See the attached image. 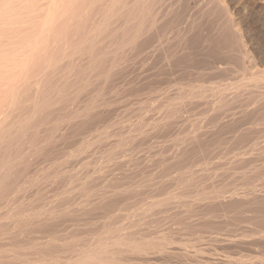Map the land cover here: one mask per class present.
Returning a JSON list of instances; mask_svg holds the SVG:
<instances>
[{"label":"bare ground","instance_id":"6f19581e","mask_svg":"<svg viewBox=\"0 0 264 264\" xmlns=\"http://www.w3.org/2000/svg\"><path fill=\"white\" fill-rule=\"evenodd\" d=\"M8 3L15 6L9 8ZM175 3L176 0H0V264H69L72 259H76L78 264H255L256 261L264 264L262 256L260 260L256 259L259 258L257 256L260 252L255 254L256 256L251 255L253 250L256 252L258 249L256 244L264 245L262 230L264 228L256 230L255 233L254 231L241 233L239 231L241 227L235 229L233 225L234 229L231 227L227 229L229 226L227 224L223 231L225 229L229 231L224 232V235L231 230L239 231L240 234L234 232L235 235L230 233L231 235L222 236V233L220 235L209 233L208 243L200 242V236L204 237L200 234V228L211 226L213 223L212 217L208 216L211 212L207 211L211 207L232 211L231 216L233 219L236 217L234 223L245 221H240L241 218L237 219L236 215L241 213L244 207H249V213L254 214V216L249 214V220L253 218L251 219L253 221L257 216L260 221L255 222L260 227L262 225L264 148L258 144L264 142L262 140L264 133L259 134L260 131H264V71L256 69L257 73L240 77L236 73L242 72L241 68L237 72L234 69L233 74L232 68H227L226 71H232L230 78L234 75L236 80L229 81L230 78H226L228 79L226 82L221 81L212 85H203L205 82H198L200 83H197L198 85L191 83L189 84L191 87L185 84L188 89L174 90L175 96L169 93L171 97L169 98L168 93H164L166 97L161 95L163 97L158 98L160 101L163 99L160 103L162 106L160 115L155 113L160 108L155 107L154 112L153 102L152 104L147 102L153 100L151 95L145 100L137 97L135 100L131 94L136 101H133L136 103L135 114L122 118L117 114L119 119L108 120L109 116L117 111L113 108L116 101L119 105L122 103L127 107L132 103L129 94L127 96L130 98L122 97L120 90L122 87L120 82L124 80L128 66L126 61L133 56H135L133 58L141 56L143 59L151 56L155 48L151 45L154 38H159L155 44L157 47L159 45L161 47L163 42L167 43L165 33L171 30L175 21L172 19L167 21L165 16L179 19L180 4L175 6ZM216 3L218 11L222 12L223 7L218 1ZM199 7L202 10L204 8ZM206 9L210 11V8ZM196 13H199V10ZM193 14L195 16V13ZM223 15L224 17L221 13L220 18L223 17L225 22L230 21L227 15ZM197 17L199 19L200 15ZM220 18L218 19L223 20ZM198 26L200 25L197 23L195 27ZM212 32L215 36L214 30ZM222 33L218 37L223 36ZM233 33L231 38L234 36ZM229 35L230 33L226 34L227 37ZM224 36L220 39L227 40ZM185 37L186 34L181 40H185ZM232 40L237 46L239 38L235 41L234 37ZM238 44L242 45V41L240 43L238 41ZM167 45L169 43L165 44ZM219 45L221 44L218 43ZM233 49L231 50L233 58L239 63L242 62L239 65L235 64L242 67L244 58L241 55H244V52L240 54L236 51L237 55H234ZM161 51L164 54V51ZM231 52L226 50L228 54ZM168 57L166 56L167 59L170 58ZM220 58L222 60L221 56ZM229 60L230 58L226 59V62ZM176 61L178 59H175ZM132 62L135 60L132 59ZM181 63V60L179 64L177 62V67L183 66ZM199 64L201 67L202 63ZM222 66L220 67L223 69ZM200 72L203 74V71ZM181 86L184 87L182 83ZM165 89L168 92V89ZM159 93L156 95L162 94ZM240 99L252 102L253 106L250 107L251 103L250 105L247 103L250 108L242 107L240 116L234 117L237 113H233L235 112L233 103ZM186 103L205 106L202 109L210 104L211 107L207 108L208 114L206 112L204 114L207 115L209 122L213 123V128L203 129L202 123L206 115L198 116L203 118L201 122L199 120L197 122L196 118L195 121L193 118L189 119L195 122L191 124L188 117L187 120L184 119L185 123L188 121L187 124H190V127L186 125L190 129L178 124L182 126L180 128L184 134L181 135L179 129L175 130L174 135L176 131L179 132V138L173 141L171 148L167 146V140V144L162 147L156 146H159L160 150L165 149L164 151L170 148L168 154L161 151L160 154L163 155L155 160L160 165L158 171L161 170L160 173L165 171L166 175L163 173V176L168 175V179H163L161 175L165 180L162 181L157 173L155 180L159 181L152 182L154 179L151 180L150 170L153 168L155 172V161L154 165L152 162L153 167L148 166L151 165L152 157L156 155L153 153L151 157L153 152L151 142L155 143L151 140V133L163 134L160 128L169 131L182 110L186 112V108H183ZM232 106L234 111L230 112ZM153 113L157 118L151 120ZM222 115L223 118H227L225 121L220 119ZM249 116L252 117L251 122L249 121L245 127L244 124H240L242 128L238 131L239 123L246 122ZM256 116L259 120L257 125L255 124L257 121L254 122ZM196 122L201 123L202 129L206 130L203 132L198 124L192 125ZM114 125H119L117 131L111 130L110 127ZM163 127L168 129L165 130ZM183 128L186 132H183ZM236 130L238 131L236 135L231 133ZM226 132L233 135L236 144L242 143V146H246L241 148L238 146L239 151L237 148H234L236 149L234 151L232 149L234 144L231 146L229 143L232 142L227 141L228 147H225L227 151L232 149L230 152L233 154L226 157V153L224 155L223 151L219 150L222 156L226 157L222 158L223 162L219 161L220 164L214 157L216 165H220L218 169L223 168L220 169L222 171L220 173L218 169L216 171L209 167L208 162L212 160L210 158L208 161V157L216 146L211 147L210 143L214 141L225 143ZM112 135H117V138L113 139ZM202 135H209L210 139L207 136V141H204ZM231 135L226 136L231 139ZM254 135L259 136L258 140L261 141L255 139L247 144L248 140L256 137ZM110 136L112 140L108 139ZM141 154L146 155L147 159L151 157L149 162L147 159H140L144 160L145 164L148 163L147 167L141 168L147 171L138 168L141 164L138 156ZM195 157L205 158L203 164L195 165L196 163H193ZM136 164L139 165L136 167ZM133 165L137 169L130 167ZM186 165L189 167H185ZM190 166L199 168L195 170ZM173 169H176V174H170ZM210 173L216 174L215 180H225L227 176L236 182L241 179L242 184L238 183L241 185H238L239 189H232L233 187H229L230 180L227 181L226 178L227 182L225 181V184L222 182L219 186L222 180L216 182ZM154 176L156 172L153 178ZM236 176L240 179H236ZM174 180L177 181L174 189L170 187L165 192L166 184ZM207 184H210L209 188ZM189 186L194 188L191 189ZM157 190H162L163 193L160 196L157 194L158 198L151 200V192L154 197L153 191L160 192ZM251 205L255 210L252 211ZM244 212L247 215L248 210ZM194 214L195 218L197 216L196 220L191 219ZM164 216L171 218V222L169 221L172 224L171 228L178 225L181 229L191 228L199 232L189 230L187 231L190 233L189 236L194 235L190 236L193 240L182 239L185 242L182 240L178 242L168 231L169 222L162 223ZM224 216L223 214V218ZM234 223L231 220V224ZM246 226V230L247 227L249 229V226ZM178 227L174 228L175 232L179 230ZM205 229L207 232L208 229ZM193 232L196 235L198 233L199 237ZM245 233H253V236L248 239L246 236L243 237ZM183 236L181 237L184 238ZM254 244L255 249L246 252L251 253V257L247 255L246 258L239 257L244 248L238 247L246 245V250H249L248 247L251 248ZM207 246L211 248L208 249ZM225 247L238 248L240 253H234L238 254L237 256H230L231 250L227 248L229 252L227 255L225 250L222 252ZM218 248L221 249L220 252L225 253L221 254L222 257L212 253ZM246 253L244 250L243 255ZM263 253L261 251V255ZM247 258L256 259L253 260L255 263Z\"/></svg>","mask_w":264,"mask_h":264},{"label":"rangeland","instance_id":"374dc122","mask_svg":"<svg viewBox=\"0 0 264 264\" xmlns=\"http://www.w3.org/2000/svg\"><path fill=\"white\" fill-rule=\"evenodd\" d=\"M200 1V2H199ZM216 1H218L220 4H221V6L223 7V9H222V12H219L218 11V7H217V3H216ZM176 2L177 3H175V6H178L177 4H180V10H178V13H179V16H178V18L179 19H176L175 17L174 18H171V16H169V15H167V16H165L166 17V19H167V21H169V20H174L175 22H173V26L171 27V30L169 29V30H167L166 31V33H165V36H167V38H165V40H167V43H165V42H163L162 44H161V47L163 48V46H165V44H168L169 43V45H167V46H165L163 49H160L161 47H160V45H159V47H157V45H155L157 42H158V40H159V38H154L152 41H153V43L151 44V45H154V50L152 51L153 52V54L151 53V56H149L148 58H145V59H143L141 56H140V58L138 57V56H136L137 58H133V57H135V56H133V57H129V59L126 61V65H128L129 66V64H131L129 67L127 66V69L125 70L126 72H125V74H124V77H123V81H121L120 82V86H122L121 88H120V90H122V97H125V96H127L128 94V96H130L131 97V94H132V97L135 99V100H137V99H141V98H143L142 100H145L146 99V97L147 96H150L151 95V98H153V100L151 99V101H147V102H149L150 104H152L151 102H153V105H155V106H153V105H151V108H152V106L154 107V108H152L153 110H154V112H155V110H156V108L158 109V108H160L159 110H161V111H159L158 110V112L156 111L155 113H156V115L158 114V115H160L161 113H162V106H161V104L160 103H162V101H163V99H161V101L158 99L159 97L160 98H162L163 96H164V93H168L167 94V97H169V98H171L170 97V95H169V93L171 94V96L172 95H176V92L174 91V90H179V88H181V89H183V90H186V89H188L187 88V85H188V87H191V85H189V84H197L198 82H205L203 85H212V84H218V82L219 83H221V81H222V83H223V81H227L228 79H226V78H230V73L232 72V71H230V72H228V71H226V70H228L227 68H232L231 70H233V72L231 73V74H233V73H235L234 72V69L236 70V72L238 71V69L239 68H241V70H242V72H243V70H245L243 73L240 71L239 73H236V74H238L240 77H242V76H249L250 75V73L252 74V73H257L258 71L256 70V69H259V71L260 72H263L264 71V0H214V2H212V0H176ZM210 2V3H209ZM200 3V4H199ZM202 3H204L205 5H202ZM183 4H185V5H183ZM189 4V5H188ZM199 4V5H198ZM206 4H209V5H206ZM211 4H213V5H211ZM210 5H211V7H210ZM199 6H201V7H204L203 8V10L199 7ZM205 6H207V7H205ZM198 7H199V9H198ZM214 7V8H213ZM194 8V9H193ZM206 8H210L209 10L210 11H207V9ZM213 10H212V9ZM228 10H227V9ZM184 9H185V11H184ZM191 10V11H190ZM195 11V12H193V11ZM197 10H199V13H196L197 12ZM193 13H195V16H194V14ZM200 13H202V14H200ZM207 13V14H206ZM221 13H222V16L224 17V15L223 14H225V16L227 15V17H229L230 18V21H228V22H225L224 21V18H223V20H219L218 18H220V15H221ZM165 14V11H163V15ZM181 14V15H180ZM200 15V17H199V19H197L198 17L197 16H199ZM207 15H209L208 17H207ZM201 16H205V17H202L201 18ZM214 16V17H213ZM187 17H188V19H187ZM169 18V19H168ZM181 18V19H180ZM208 18V19H207ZM222 18H220V19H222ZM184 19V20H183ZM189 19H190V21H189ZM215 19V20H214ZM177 20H179V21H177ZM198 20V21H197ZM203 22H202V21ZM217 20H219V21H217ZM194 21V22H193ZM224 21V22H223ZM195 22H196V24H195ZM220 22V23H219ZM184 23V24H183ZM189 23V25H186V24H188ZM197 23H198V25H200V26H198V27H195L196 25H197ZM202 23H204V24H202ZM218 23V24H217ZM226 23V24H225ZM233 23V24H232ZM202 24V25H201ZM220 24V25H219ZM230 24V25H229ZM178 25H180V26H178ZM195 25V26H194ZM224 25V26H223ZM233 25V26H232ZM187 26H189V27H187ZM202 27V28H201ZM187 28V29H186ZM192 30H191V29ZM230 28V30H233V31H230V30H228ZM178 30V31H177ZM214 30V35L215 36H213V31ZM219 30V31H218ZM224 30V31H223ZM170 31V32H169ZM218 31V32H217ZM222 31H223V33H222ZM226 31V32H225ZM234 31H236V32H234ZM177 32V33H176ZM179 32V33H178ZM186 32V33H185ZM212 32V33H211ZM217 32V33H216ZM234 34V36H232L233 38H231V35H232V33ZM173 33V34H172ZM211 33V34H210ZM222 33V35L224 36V33H226L227 35L230 33V35L227 37L226 36V34H225V36H226V38H227V40L225 39V40H223V39H220V38H223V36H220V37H218V35L219 34H221ZM235 33H236V35H235ZM170 34V35H169ZM172 34V35H171ZM175 34H178L177 36L175 35ZM185 34H186V37H185V40H181V38H183L184 36H185ZM206 34H207V37H206ZM180 35H182V37H180ZM184 35V36H183ZM190 36V37H189ZM204 36V37H203ZM224 36V37H225ZM174 37V38H173ZM203 37V38H202ZM212 39H210V38ZM214 37V38H213ZM234 37H235V41H236V38H239V43H240V41H242V45L240 44H238V41H237V46H235L236 44H235V42H233V40L232 39H234ZM169 38H171V39H169ZM216 38H218V40L216 39ZM157 39V40H156ZM202 39V40H201ZM229 39V40H228ZM194 40H196V41H194ZM198 40V41H197ZM215 40V41H214ZM232 40V41H231ZM178 41V42H177ZM181 43H180V42ZM201 41V42H200ZM219 41V42H218ZM224 41V42H223ZM229 41H231L230 43H229ZM195 42V43H194ZM208 42V43H207ZM233 42V44H231ZM184 43V44H183ZM194 43V44H193ZM218 43L219 44H221V45H219L218 46ZM180 44H182V45H184V46H180ZM192 45L194 46V47H192ZM195 45H197L196 47H195ZM208 45V46H207ZM224 45V46H223ZM230 45H232L231 46V49H230ZM238 45L240 46V48L238 47ZM169 46V47H168ZM174 46V47H173ZM210 46H211V48H210ZM168 47V48H167ZM180 47V48H179ZM197 47H198V49H197ZM157 48V49H156ZM204 50H203V49ZM214 48V49H213ZM233 48H235V50L233 49ZM241 48H243V50L241 49ZM151 49H152V46H151ZM164 49H167V50H164ZM183 49V50H182ZM205 49H207V50H205ZM211 49V50H210ZM234 50V55H237V53L239 52L240 54H242L243 52H244V55H241L243 58H244V61H243V66L242 67H244V69L241 67V65H240V67L239 66H237V65H239V64H242V62H237V60L235 59V58H233V53L231 52V50ZM161 50H163L164 51V54H163V52L161 51ZM174 52H173V51ZM179 52H178V51ZM188 50V51H187ZM222 50V51H221ZM226 50H229V52H231V54H230V57H228V53H226ZM242 50V51H241ZM157 51V52H156ZM168 51V52H167ZM191 51V52H190ZM201 51V52H200ZM236 51H237V53H236ZM156 52V53H155ZM159 52V53H158ZM189 52V53H188ZM220 52V53H219ZM225 52V53H224ZM203 53V54H202ZM210 53V54H209ZM214 53V54H213ZM195 54H197L196 56H195ZM223 54H228L227 56H224ZM168 57V55H169V59H167L166 58V56ZM184 56V57H183ZM186 56H188V57H186ZM194 56H195V58H194ZM220 56L222 57V60H221V58H220ZM224 56V57H223ZM162 59H161V58ZM165 57V58H164ZM191 57V58H190ZM197 57H198V59H197ZM207 57V58H206ZM227 57V58H226ZM150 58V59H149ZM228 60L229 58H230V60L228 61V62H226V59ZM132 59H133V61L135 60V62H132ZM156 59H157V61H156ZM175 59L177 60L178 59V61H176L175 62ZM188 59H189V61H188ZM203 59V60H202ZM137 60V61H136ZM155 60V61H154ZM169 60V61H168ZM180 60H181V64H183V66L182 65H178V67H177V62H178V64L180 63ZM222 62H221V61ZM236 60V61H235ZM130 61V62H129ZM201 61V62H200ZM206 61V62H205ZM140 62V64H138ZM144 62V63H143ZM146 62V63H145ZM161 62V63H160ZM190 62H191V64H190ZM197 62H198V64H197ZM129 63V64H128ZM135 63V64H134ZM137 63V64H136ZM166 63V64H165ZM185 63V64H184ZM199 63H202L201 64V67H200V64ZM235 63H238L237 65L235 64ZM133 64L135 65L134 67H133ZM154 64V65H153ZM199 65L198 67H197V65ZM233 64H235V65H233ZM140 65H141V67H140ZM164 65H166V66H164ZM187 65H189V66H187ZM224 67H223V66ZM154 66V67H153ZM207 66H209V67H207ZM219 66V67H218ZM220 66H222L223 67V69L220 67ZM250 66V67H249ZM133 67V68H132ZM170 67V68H169ZM189 67V68H188ZM196 67V68H195ZM226 67V69L224 70V68ZM131 68V69H130ZM182 68V69H181ZM208 68L209 69H211V70H208ZM237 68V69H236ZM177 69V70H176ZM200 69V70H199ZM203 69V70H202ZM249 69V70H248ZM145 70H146V72H145ZM199 70V71H198ZM223 70H224V72H223ZM240 70V69H239ZM262 70V71H261ZM200 71H203V74H202V72H200ZM225 71L227 72V73H229V74H225ZM255 71V72H254ZM212 72H213V75H212ZM131 73V74H130ZM142 75H141V74ZM144 73V74H143ZM248 75H247V74ZM161 74V75H160ZM130 75V76H129ZM136 75V76H135ZM164 75V76H163ZM199 75V76H198ZM210 75V76H209ZM237 75V76H238ZM144 76V77H143ZM213 76V77H212ZM216 76V77H215ZM228 76V77H227ZM138 77H140V79L138 78ZM142 77V78H141ZM160 77V78H159ZM175 77V78H174ZM135 78V79H134ZM137 78V79H136ZM174 78V79H173ZM144 79V80H143ZM167 79V80H166ZM158 80V81H157ZM162 80V81H161ZM220 80V81H219ZM234 80H236L235 79V77H234V75H232V77L230 78V80L229 81H234ZM130 81V82H129ZM139 81V82H138ZM208 81V82H207ZM211 81V82H210ZM216 83H215V82ZM225 81V82H226ZM129 82V83H128ZM145 82V83H144ZM160 82H161V84H160ZM168 82V83H167ZM122 83V84H121ZM181 83L184 85V87H182L181 86ZM200 83H198V84H200ZM128 84H129V86H128ZM137 84V85H136ZM159 84V85H158ZM178 84H180V85H178ZM185 84H187V85H185ZM197 84V85H198ZM127 85V86H126ZM134 85H136V86H138V87H136V86H134ZM148 85V86H147ZM140 86V87H139ZM144 86H146V87H144ZM159 86V87H158ZM179 86V87H178ZM192 86H194V85H192ZM150 87H152L151 88V90H150ZM161 87V88H160ZM164 87V88H163ZM125 88V89H124ZM131 88V89H130ZM140 88H141V90H140ZM165 88H167L168 89V92H167V90L165 89ZM175 88V89H174ZM126 89H127V91H126ZM144 89V90H143ZM146 89V90H145ZM154 89V90H153ZM156 89V90H155ZM161 90L162 91H164V92H161ZM142 91V92H141ZM145 91V92H144ZM123 92H125V93H123ZM155 92V93H154ZM157 92L159 93H162V94H160L159 96H157L156 94H157ZM140 95H139V94ZM146 93H149V95L148 94H146ZM142 94H143V96H142ZM146 94V95H145ZM166 94H165V96L164 97H166ZM134 95V96H133ZM136 95H138V96H136ZM156 97H155V96ZM161 95H163V96H161ZM127 96V97H128ZM130 97H128V98H130ZM131 97V98H132ZM135 97H137V99L135 98ZM139 97V98H138ZM132 98V103H131V105H132V107H131V105L129 104V106L127 107V106H123L122 105V103L119 105V103H118V101H116V103H118V104H113V108H115V109H117V111L115 112L116 113V115L117 114H120V118H122L123 116H133L134 114H135V110H134V108L136 107H134V105H136V101L134 100ZM245 98V94H243V96H242V99H244ZM159 101H158V100ZM242 99H240V100H237L235 103H233V106H234V108H235V112H233V113H237V115L241 112V110H243V109H245V108H250L251 106H253V103L252 102H246V101H244V100H242ZM154 100H156V103H157V105L159 106H157L156 105V103H154ZM133 101H135V102H133ZM158 101V102H157ZM247 103H248V105H250V103H251V105H250V107L247 105ZM193 104V105H192ZM192 104H185L184 106H183V108L186 110V112L185 111H183L182 110V113H184L183 115H182V113H181V115H180V117L177 119V121L175 122V126L177 127L178 126V124H180V125H182V126H184L185 128H188V127H186V125L187 126H189L190 127V124L191 123H195L194 121L197 119V122H198V120L200 121H202L203 120V118L201 119V118H198V116L199 117H202V116H204V115H206V114H204L205 112L208 114V112H207V108H209V107H211V105L209 104V105H206L207 106V108H205V109H202V108H204L202 105L200 106V104H195L196 106H200L199 108L201 109H199L198 107L196 108V106H194V103H192ZM240 104V105H239ZM115 105V106H114ZM121 105H122V107H121ZM192 106H194V108L192 107ZM233 106L230 108L231 110H230V112H232V111H234V108H233ZM240 108H239V107ZM125 107V108H124ZM156 107V108H155ZM242 107H244L243 109H241ZM120 108V109H119ZM128 108V109H127ZM124 109V110H123ZM119 110V111H118ZM153 110L151 111V112H153ZM236 111H238V112H236ZM121 112H122V115H121ZM161 112V113H160ZM198 112V113H197ZM210 112V111H209ZM115 113H113V115H110L109 116V119L108 120H110V121H113V119H114V121L115 120H117V119H119V115H117V118H116V115H115ZM160 113V114H159ZM200 113H201V115H200ZM152 114V113H151ZM199 114V115H198ZM154 113H153V116H151V120H154V119H156L157 118V116H156ZM185 115H186V117H185ZM189 115V116H188ZM235 116V114H234V117H239L240 116V114L238 115V116ZM113 116V117H112ZM115 116V117H114ZM156 116V117H155ZM184 116V117H183ZM252 116V115H251ZM251 116H249L248 117V120H246V122H241V123H239V128H238V131L242 128V127H240V124L242 125V124H244L243 125V127H245V126H248V124L251 122L250 120L252 119V117ZM183 117V118H182ZM188 117V121H190L189 123V125L187 124L188 123V121H186V123H185V120H187L186 118ZM181 118V119H180ZM193 118V122L191 121V120H189V119H192ZM196 118V119H195ZM183 120V122L185 123V125L184 124H182L183 122L182 121H180V120ZM185 119V120H184ZM220 119L221 120H223V121H225L224 119H227V118H223V115L222 116H220ZM109 121V122H110ZM180 121V122H179ZM200 121V122H201ZM248 121V122H247ZM250 121V122H249ZM255 121H257L255 124L257 125V123H258V121L259 120H257V116L254 118V122ZM196 122V124H192L193 126H196L197 124V126H201V123L199 124V123H197ZM254 122H253V124H254ZM261 122V121H260ZM106 123H108V121L106 122ZM210 123V124H209ZM246 124V125H245ZM173 125V127H170V129H169V131H163V129H161L160 128V131H162V133L164 134H160V132H159V134H157L158 132H152L151 133V140L153 141L154 140V144L151 142V151H153L152 153H151V157H152V155H156L155 157H154V159H153V157H152V159H151V165L150 166H148V163H146L145 164V162H144V160H140L141 158H143V159H147L146 158V155H144L143 154V156H142V154L141 155H139L138 157H139V160H140V163H139V161H137L139 164H136V167L139 165V169H141L142 167L144 168V166L145 167H153L152 166V162H153V165L156 163V161L155 160H157V158L159 157V156H161V155H163V154H168V151H169V149L171 148V144L173 143V141L175 140V139H177V138H179V132H177L176 131V135H174L175 134V130L176 129H179L178 131H180V133H181V135L182 134H184V133H182V129L180 128V127H182V126H178L177 128H175L174 129V126ZM202 125L204 126L203 127V129L204 128H213V123H211V122H209V120H208V118H207V115L204 117V121H203V123H202ZM115 126L116 125H114V126H112V127H110L111 128V130H114V131H117V128L119 127V125L118 126H116V130H115ZM208 126V127H207ZM113 128V129H112ZM164 128V127H163ZM165 130H167L166 129V127L164 128ZM188 129H190V128H188ZM187 129V130H188ZM202 129V126H201V130L204 132L205 130H203ZM237 130L236 131H233V132H231L232 134H234V135H236L237 134V132H238ZM168 132V133H167ZM169 132H170V134H169ZM183 132H186L185 130H184V128H183ZM227 134H228V136H230L231 134H229L230 132H226ZM262 133H264V131H260V133L259 134H262ZM226 134V135H227ZM258 133H257V135H259ZM224 136L225 137V143L223 142H216L215 143V141L214 142H211L210 143V146L211 147H213L214 145H216L213 149H212V151H211V155H209V157H208V161H209V159L211 158V162L209 161L208 162V164H209V167L211 168V169H216V171H217V169H218V166H220V165H216V162H215V160H214V157H216L215 159L218 161V164H220L221 162H223V159L222 158H226V157H228L227 155H229L230 156V154L232 153L233 154V152H230V151H233L232 149H234V148H237L238 146H239V148H241V147H245L244 145L242 146V143H240V144H236L234 141H233V138H232V136L233 135H231V139L228 137V136ZM257 135H254V136H256V137H254V138H251L250 140H248V142H246L247 144H249V143H252L253 142V140L255 141V139L259 142V141H261V140H258L259 139V136H257ZM113 136V135H112ZM208 136V138L210 139V136L209 135H207ZM207 136L206 135H202V139L204 140V141H207ZM117 138V135H115V136H113L112 138L114 139V138ZM172 137H174V139L172 138ZM205 137V138H204ZM110 138H111V136H110ZM110 138H108L109 140H112V138L110 139ZM171 138H172V140H171ZM181 138V137H180ZM260 138H262L261 136H260ZM168 139H170L171 141H169ZM156 140V141H155ZM168 141V144H167V141ZM228 140H230L232 143H229V145H231V144H234V146H233V148L231 149V150H229V151H227L228 149H226V147H228L227 145H228ZM252 140V141H251ZM263 141H264V139H262ZM160 141V142H159ZM228 141V142H227ZM250 141V142H249ZM262 141V142H263ZM160 143V144H159ZM245 143V142H244ZM243 143V144H244ZM245 143V144H246ZM153 144V145H152ZM164 144H167V146L169 145V147L170 148H168V149H166V151H164V150H160L159 148L160 147H162ZM263 144H264V142H263ZM263 144H258V145H263ZM157 145H161L160 147L158 146V147H156ZM154 146V147H153ZM222 146V148H220ZM226 146V147H225ZM232 146V145H231ZM230 146V147H231ZM105 147H107V146H105ZM190 147V146H189ZM225 147V148H224ZM229 147V148H230ZM156 148H157V150L158 151H156ZM239 148H237V150L239 151ZM153 149V150H152ZM243 149V148H242ZM160 150V151H159ZM219 150H221V151H223V153H224V155H225V153H226V157H224V156H222L223 154H221L220 153V151ZM226 150V151H225ZM236 149H234V151H235ZM241 150V149H240ZM161 151H163V154H160L161 153ZM218 151H219V153H218ZM230 152V153H229ZM237 152V151H236ZM154 153V154H153ZM217 153H218V155H217ZM148 155V154H147ZM151 157H149V159H147V161L148 160H150V158ZM218 157V158H217ZM198 158L199 157H195V161L197 160V162H198V164H197V162H193L195 165H201V164H203V161L205 160V158L203 159V158H199V161H198ZM138 159V158H137ZM221 160V162H219ZM154 161H155V163H154ZM144 162V164L142 165V163ZM149 162V161H148ZM211 163H213L212 165H211ZM215 163V164H214ZM223 164H221V166H222ZM155 167H154V169H155V172H156V176H154V178H153V174L155 175V172H154V170H153V168H151L152 170H150V169H148V171L150 170V173H151V180L152 179H154V181H152V182H157V181H159V179L158 180H155V179H157V173H158V176H159V178H161L162 179V176H163V173L165 172H163V173H160L159 171H161V170H159L158 171V169L160 168V165H158L157 163H156V165H154ZM130 167H132V168H136L135 167V165H133V166H130ZM185 167H189V165H186ZM190 167H192L193 169H197V168H199V167H197V168H195L196 166H190ZM226 167H227V165H226ZM224 168H225V166H224ZM137 169V168H136ZM184 169V168H183ZM220 169H221V167H219V172L221 173L222 171H220ZM223 169V168H222ZM221 169V170H222ZM157 170V171H156ZM172 170V169H171ZM176 170V169H175ZM175 170L173 169V171H172V173H170V174H176L175 173ZM228 172L230 171L229 169H226ZM141 171H147V169L146 170H142L141 169ZM153 172V174H152V172ZM177 171H178V169H177ZM176 171V172H177ZM215 171V170H214ZM214 171H212L211 170V172H214ZM224 171V170H223ZM162 172V171H161ZM171 172V171H170ZM216 174L218 173V172H215ZM213 174V173H210V174H213L211 177L213 178V180H215L216 179V177L214 178V176H216V174ZM219 173V174H220ZM162 175V176H161ZM164 175H166V173H164ZM169 176H171V175H169ZM156 177V178H155ZM164 178L163 179H165V178H167L168 179V175L167 176H163ZM217 177H220V175L218 176L217 175ZM225 176H222V178H224ZM221 178V177H220ZM226 178H227V176H226ZM226 178H225V180H223V179H220V180H222V181H218V180H215L216 182H219L220 183V185H219V183H217L216 185L218 186H221L222 185V182L224 183L225 181H226ZM235 178V177H234ZM239 178V177H238ZM237 178V176H236V179H238ZM162 179V181H165V180H163ZM219 179V178H218ZM240 179V178H239ZM230 180V182H231V185L229 186V187H233L232 189H239V186L238 185H240V184H238V183H241V181L239 180V182H238V180H237V182L235 181V179H230V178H227V181H229ZM161 181V180H160ZM214 181V182H215ZM226 181V182H227ZM215 182V183H216ZM237 183V185H236V183ZM171 183V184H170ZM177 183V181L176 180H174V181H170L169 183H167L166 184V189L164 190L165 192L166 191H168V189L170 188V189H174V186H175V184ZM168 184H169V186H168ZM225 184V183H224ZM224 184H223V186H224ZM242 184V183H241ZM172 185H173V188H172ZM216 185L214 184V187H216ZM208 188H209V186H210V184L208 185H206ZM206 186H204V187H206ZM211 186H213L212 184H211ZM241 186V185H240ZM244 186V185H243ZM191 187V189H193L194 187H192V186H189V188ZM203 187V186H202ZM245 188V187H244ZM242 189V188H241ZM240 189V190H241ZM158 191V190H157ZM160 191V192H159ZM158 192L160 193H156V191H153L154 193L153 194H155L154 195V197L152 196V192H151V200L152 199H155V198H158V196H160L163 192H162V190H159ZM263 192V191H262ZM158 194V196H156ZM262 194V193H261ZM149 197V196H148ZM149 198H147V200H148ZM175 199H177V198H175ZM247 205V204H246ZM252 206V205H251ZM250 206V207H251ZM215 208H217V207H211L210 209H208L207 211L208 212H211V213H208V216H210V217H212V224H211V226L210 225H207V226H204V228H200V234H203L204 235V237H206V239L204 238V237H202V235L200 236V242H202V243H208V239H207V234L209 235V233L211 234V233H213V235H220L221 233H222V236L224 235V232H226V231H229V230H227V229H229L230 227L232 228V229H234L233 227L235 226V229H237V228H240L239 229V231H241V233H243L244 231H250V232H252V231H254V233L255 232H257L256 230H260L261 228H264V218H263V221L261 222L262 223V225H261V227L259 226V225H257V222H258V220H259V218L256 216L255 218V220L257 221V222H255V220H251V219H253V218H251L250 220H249V214L250 215H252V216H254V214H253V212H250L249 213V207H244L245 209H241V213L243 214V216H240L241 215V213H239V214H237L236 216H237V219L238 218H241L240 219V221H243V220H245L244 222H235L234 223V221H235V219H236V217H234V219H233V216H231V214H233V213H231L232 211H230V210H227V212H226V210L224 211V210H219L218 208H217V210H215ZM247 208V209H246ZM252 208H255V207H251V209ZM212 210H214V211H212ZM244 210H248V212H247V215L245 214L246 212H244ZM253 210H255V209H252V211ZM224 211V212H223ZM226 212V213H225ZM214 213H217V214H214ZM254 213H256L257 214V212L255 211ZM197 214H201L200 212H198L197 211ZM211 214V215H210ZM212 214H214V215H212ZM223 214L225 215L224 217L225 218H223ZM263 214H264V211H263ZM262 214V215H263ZM194 216V217H193ZM201 216V215H200ZM207 216V215H206ZM205 216V217H206ZM214 216V217H213ZM229 216V217H228ZM238 216H240V217H238ZM263 217H264V215H263ZM197 219V216H196V218H195V214L194 215H192V218L191 219ZM229 220H228V219ZM248 218V219H247ZM170 219V220H169ZM222 219V220H221ZM223 219H227L226 220V222H225V220H223ZM167 220V221H166ZM195 220L193 221V222H195ZM231 220H232V222L234 223V224H231ZM247 220L249 221V222H247ZM162 223L164 222V223H168L169 221L171 222V218L170 217H166V216H164V217H162ZM237 221V220H236ZM260 221V220H259ZM169 222V226L167 227L168 228V231H169V233H170V235L173 237V238H175L178 242L180 241V240H182V239H185V241H188V240H191L192 239V237H194V235H190V236H192L191 238H190V236H189V232H187V231H189V230H196V229H186V228H183L182 227V229L180 228V227H178V225L177 226H175V227H178L179 228V233H178V231L177 232H175V230H174V226L171 228V223ZM220 222V223H219ZM218 223V224H217ZM221 223H223L225 226L223 227V224H221ZM260 223V224H261ZM227 224H229V226L227 225ZM213 225V226H212ZM228 226V228H227V226ZM234 225V226H233ZM239 225V227H237ZM249 226V229H248V227L247 226ZM245 226L247 227V230H246V228H245ZM254 226V227H253ZM242 227L245 229H242ZM177 228V229H178ZM205 228H207L208 230H207V232H205ZM210 228V229H209ZM217 228H220V229H217ZM224 228H227V229H225V231H223L224 230ZM257 228V229H256ZM213 229V230H212ZM215 229H217V230H215ZM222 229V230H221ZM173 230H174V232H173ZM262 230H264V229H262ZM185 233H184V232ZM239 231H236V230H231L230 231V233H232V235H235V233L237 232V234H240V232ZM243 231V232H242ZM191 232V231H190ZM195 232H199V231H195ZM195 232H193V233H195ZM205 232V233H204ZM235 232V233H234ZM187 233V234H186ZM189 233V234H188ZM192 233V234H193ZM230 233H226V235H231ZM248 233V232H247ZM183 234H184V236H183ZM236 234V235H237ZM252 234V235H251ZM251 234H246L245 233V235H243V237H245L246 236V238H250V236H253V233H251ZM177 237H175V236ZM195 235H196V233H195ZM212 235V234H211ZM226 235H224V236H226ZM249 235V236H248ZM181 236H183L184 238H182ZM196 236H198V233H197V235ZM221 236V237H222ZM181 237V238H180ZM199 237V236H198ZM197 237V238H198ZM179 238V239H178ZM202 238H204V239H202ZM193 240V239H192ZM206 240V241H205ZM184 240H182V242H185ZM257 245V247H256V249H257V251L256 252H254L255 250H253L252 251V249H255V246ZM254 244V246L253 247H248L249 248V250H246V245L245 246H242V247H238V248H244L243 250H242V252L240 253L239 251H240V249L239 250H237L238 248H233V249H230V248H228V247H225L223 250H222V252H224V250L226 251L225 253H227V255H229V252L227 251L228 249H230L229 251H230V256H237L238 254H234V253H240V255H239V257L240 258H246L247 256H249V257H251L250 256V254H247L248 253V251H252V253L253 254H251L252 256H254L255 254L257 255V253L258 252H260V254H258V256L257 257H259V258H256L257 260H260V257L261 258H263L264 259V253L261 255V251L262 252H264V245H262V244ZM205 247H206V245H204ZM248 246V245H247ZM251 246V245H250ZM260 246L262 247V248H260ZM203 247V246H202ZM208 247V246H207ZM209 248H211V247H208V249ZM228 248V249H227ZM259 248H260V250H259ZM251 249V250H250ZM221 251V249L220 248H218L217 249V251L216 250H214V251H212V253H214V254H216L217 253V255L218 256H220V257H222L221 256V254H225V253H222V252H220ZM244 250H245V255H243V253H244ZM259 250V251H258ZM235 251V252H234ZM237 251V252H236ZM210 253H211V251H209ZM219 253H220V255H219ZM241 254H242V257H241ZM247 255V256H246ZM255 255V256H256ZM235 258H238V257H235ZM253 258H255V257H253ZM247 259H250L251 261H253V260H256V259H252V258H247ZM254 262V261H253ZM257 263H255V264H259L258 262L259 261H256ZM262 262V261H261ZM260 262V263H261ZM263 264V263H262Z\"/></svg>","mask_w":264,"mask_h":264},{"label":"clouds","instance_id":"9594fccd","mask_svg":"<svg viewBox=\"0 0 264 264\" xmlns=\"http://www.w3.org/2000/svg\"><path fill=\"white\" fill-rule=\"evenodd\" d=\"M14 4L8 3L7 7L12 8L14 7ZM69 264H78L76 259H72L71 261H69Z\"/></svg>","mask_w":264,"mask_h":264},{"label":"snow or ice","instance_id":"6c2138e0","mask_svg":"<svg viewBox=\"0 0 264 264\" xmlns=\"http://www.w3.org/2000/svg\"><path fill=\"white\" fill-rule=\"evenodd\" d=\"M262 148H264V145H262Z\"/></svg>","mask_w":264,"mask_h":264}]
</instances>
